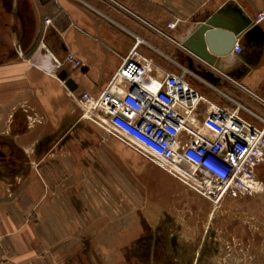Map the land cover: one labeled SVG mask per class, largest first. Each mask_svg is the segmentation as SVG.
I'll return each mask as SVG.
<instances>
[{
  "label": "crops",
  "instance_id": "0c3cea01",
  "mask_svg": "<svg viewBox=\"0 0 264 264\" xmlns=\"http://www.w3.org/2000/svg\"><path fill=\"white\" fill-rule=\"evenodd\" d=\"M261 8V0H0V150L16 162L0 164L1 264H133L158 211L155 185L170 175L83 118L79 99L99 95L136 46L156 78L187 67L212 104L233 106L207 83L264 116L261 102L241 94L264 101ZM235 15L253 30L236 41L240 54L231 47L237 64L222 72L235 77L221 79L197 59L191 68L186 36L209 16ZM69 55L82 62L59 72L72 93L46 67Z\"/></svg>",
  "mask_w": 264,
  "mask_h": 264
},
{
  "label": "built area",
  "instance_id": "2783aa9c",
  "mask_svg": "<svg viewBox=\"0 0 264 264\" xmlns=\"http://www.w3.org/2000/svg\"><path fill=\"white\" fill-rule=\"evenodd\" d=\"M261 2L255 22L264 29ZM51 23L45 20L46 25ZM174 27L175 23L168 24L169 29ZM157 32L174 41L167 32ZM135 50L136 46L99 95L80 97L82 117L213 205L262 194L264 182L257 172L264 163V116L207 83L235 106L212 104L193 84L205 81L187 67L180 65L176 72L156 78L151 66L135 57ZM242 51L237 43L234 52ZM65 63L82 65L69 55L64 63L56 60L46 67L56 76ZM210 70L232 80L215 66ZM154 84L158 87L150 88ZM249 95L264 105L258 96Z\"/></svg>",
  "mask_w": 264,
  "mask_h": 264
},
{
  "label": "rangeland",
  "instance_id": "374dc122",
  "mask_svg": "<svg viewBox=\"0 0 264 264\" xmlns=\"http://www.w3.org/2000/svg\"><path fill=\"white\" fill-rule=\"evenodd\" d=\"M241 94L251 97L244 91ZM234 100L240 101L238 98ZM253 108L260 113L259 107ZM257 174L264 182V169ZM169 177L170 180L162 178L160 185H155L154 202L158 211L149 228L171 257L179 262L184 260L186 264H195L200 258L203 264H264V192L256 196L228 198L213 205ZM163 184L169 186L170 191L162 190ZM170 235L177 241L176 248H170ZM187 247L193 252H188ZM201 249L204 252L201 253ZM136 260L134 264H169L161 256H147V251L143 250Z\"/></svg>",
  "mask_w": 264,
  "mask_h": 264
},
{
  "label": "water",
  "instance_id": "95a60500",
  "mask_svg": "<svg viewBox=\"0 0 264 264\" xmlns=\"http://www.w3.org/2000/svg\"><path fill=\"white\" fill-rule=\"evenodd\" d=\"M233 20L223 19L219 16H209L200 25H197L192 33L186 36L181 46L191 56L188 58L191 68L194 66L195 59L204 62L208 66H216L221 71L227 69L226 64H237L236 60L230 61L228 59L231 47L235 46L237 40L249 37L253 30L250 23L243 22L240 16L235 15ZM58 77L69 93L75 91L76 85L68 77L66 71L59 73ZM205 77L211 79L214 75L209 73ZM230 77L233 78L235 75L231 73Z\"/></svg>",
  "mask_w": 264,
  "mask_h": 264
},
{
  "label": "flooded vegetation",
  "instance_id": "af4514ba",
  "mask_svg": "<svg viewBox=\"0 0 264 264\" xmlns=\"http://www.w3.org/2000/svg\"><path fill=\"white\" fill-rule=\"evenodd\" d=\"M12 156H14V153L12 154ZM6 157H7V155L5 153H3L2 150H0V164H3L5 166H8V165L15 166L16 165L15 164L16 162L13 160V157H11L12 159L10 158V160H7ZM144 236H145L143 239L144 244L142 247L144 249L143 252L147 251V256H149V257L152 256L153 258H155L156 255L161 256L169 264H175V263L176 264H186L185 263L186 261H184V260L182 262H179L176 258L171 257L169 255V251L166 249L165 245L162 243H158L159 241L155 239L156 237H153V232L149 227L145 228V235ZM158 244H159V246H158ZM169 244H170L171 249L176 248V246H177V241L174 238H171V235H170V239H169ZM188 248L189 247L186 248V250L188 252H193V251H189ZM155 250L158 251L157 254L155 253L156 252ZM218 251H219V249H217V252ZM200 252L201 253L204 252V249H201ZM219 253L220 252H218L217 254H219ZM136 261H138V260H135V262ZM195 264H203L202 258H200V260L197 261Z\"/></svg>",
  "mask_w": 264,
  "mask_h": 264
},
{
  "label": "bare ground",
  "instance_id": "6f19581e",
  "mask_svg": "<svg viewBox=\"0 0 264 264\" xmlns=\"http://www.w3.org/2000/svg\"><path fill=\"white\" fill-rule=\"evenodd\" d=\"M148 81V80H147ZM149 84L146 82V86H148ZM156 87H158V85L157 84H154V86H150V88H156Z\"/></svg>",
  "mask_w": 264,
  "mask_h": 264
}]
</instances>
